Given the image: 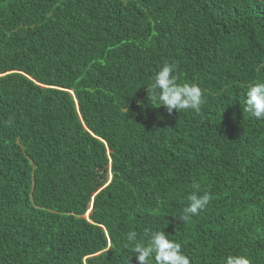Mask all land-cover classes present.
I'll return each mask as SVG.
<instances>
[{"label":"trees","instance_id":"16d2710c","mask_svg":"<svg viewBox=\"0 0 264 264\" xmlns=\"http://www.w3.org/2000/svg\"><path fill=\"white\" fill-rule=\"evenodd\" d=\"M165 60L199 112L150 103ZM257 80L264 0H0V264H138L146 229L191 264H264ZM194 184L212 200L182 220Z\"/></svg>","mask_w":264,"mask_h":264},{"label":"clouds","instance_id":"9594fccd","mask_svg":"<svg viewBox=\"0 0 264 264\" xmlns=\"http://www.w3.org/2000/svg\"><path fill=\"white\" fill-rule=\"evenodd\" d=\"M177 67L175 62L165 60L152 79L143 84L147 87L150 103L155 107L163 106L169 114L173 110L199 112L205 103L204 91L195 83L181 82ZM243 105L250 117L264 121V80L247 85ZM211 200L212 194L209 191L194 184L186 196V205L179 218L189 220L198 216ZM125 240L138 264H153V261L154 264H191L190 258L182 250V244L170 238L164 230L146 229L144 239H138L136 231H129ZM129 258L126 264H129ZM221 264H252V260L246 254L229 253L222 258Z\"/></svg>","mask_w":264,"mask_h":264},{"label":"water","instance_id":"95a60500","mask_svg":"<svg viewBox=\"0 0 264 264\" xmlns=\"http://www.w3.org/2000/svg\"><path fill=\"white\" fill-rule=\"evenodd\" d=\"M89 212V211H88Z\"/></svg>","mask_w":264,"mask_h":264}]
</instances>
